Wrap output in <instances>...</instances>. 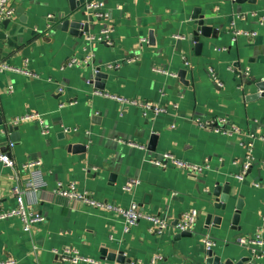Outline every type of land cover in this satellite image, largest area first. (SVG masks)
Wrapping results in <instances>:
<instances>
[{
	"label": "crops",
	"instance_id": "0c3cea01",
	"mask_svg": "<svg viewBox=\"0 0 264 264\" xmlns=\"http://www.w3.org/2000/svg\"><path fill=\"white\" fill-rule=\"evenodd\" d=\"M74 1L72 9L71 0H13L15 16L7 30L17 26L14 40L0 41L6 49L0 51V151L7 150L19 168L41 159L45 180L34 190L31 174L19 173L27 208L45 220L31 231L17 217L0 220V260L73 264L59 255L76 248L99 260L78 264H121L109 258L110 252L142 264L158 253L163 255L158 264H206L202 238L209 235L222 261L252 255L257 264H264V256L238 241L257 232L264 237V99L249 98L256 91L253 79L264 77V0H102L114 28L110 43L88 41V34H98L106 23L85 10L87 0ZM18 6L23 12L16 14ZM198 13L215 29L209 37L199 34L200 49L192 38ZM62 14L89 23V31L81 26L75 28L77 33L59 29ZM232 21L256 35L233 39ZM88 54L93 55L91 63L63 68L70 58ZM181 69L186 70L187 83L179 75ZM98 70L106 77L97 80ZM100 92L161 102L169 110L145 117L138 105H125ZM30 113L49 124L48 134L41 132L38 120L13 122ZM220 117L228 121L225 128L235 124L241 133L229 135L199 124ZM11 122L19 126L18 140H12ZM7 141L14 145L8 147ZM250 149L252 166L238 180ZM165 152L209 168L193 174L153 163L164 161ZM14 177V169L0 159L2 210L17 204ZM132 180L137 182L129 185ZM58 181H76L81 190L123 207L137 202L146 213L170 217L171 225L158 234L142 219L125 231L123 215L71 202L55 192ZM227 181L232 184L229 212L214 222L220 210L214 208L217 197L210 192L216 183ZM239 200L241 216L234 223ZM192 208L199 216L193 230L183 235L175 224ZM208 213H213L209 224Z\"/></svg>",
	"mask_w": 264,
	"mask_h": 264
},
{
	"label": "built area",
	"instance_id": "2783aa9c",
	"mask_svg": "<svg viewBox=\"0 0 264 264\" xmlns=\"http://www.w3.org/2000/svg\"><path fill=\"white\" fill-rule=\"evenodd\" d=\"M85 10L90 12L95 21H101V23H106L100 30L98 34H88L87 39L90 42H95L97 40L102 41L106 40L107 42H111L110 33L113 31V25L108 22L109 14L105 9V4L102 0H87L84 3ZM15 16V6L13 4V0H0V22L5 19H12ZM230 28L234 34L233 39H236L238 36H254L256 35L255 31L249 32L240 29L237 26L236 21H232L230 23ZM93 59L92 54H88L84 58L72 57L70 58L64 66H73V65H85L91 63ZM135 58H131L130 60H134ZM27 62V61H26ZM186 66H189V61L185 62ZM3 67H8L2 64ZM26 65V63H25ZM19 71L29 72L26 67L18 68L15 67ZM155 71L162 72L165 74H169L171 76L176 77L177 73L167 71L162 67H155ZM212 77L217 81L218 85L221 86V82L218 81L213 69L210 70ZM105 96L111 97L120 101L125 105H138L142 109V114L145 117H156L162 113H166L169 108L167 105L162 104L161 102H155L152 100H140L136 98L126 97L123 95L100 92ZM163 95V93H161ZM174 107H177L178 104H174ZM35 119L38 120V123L42 126L41 132L43 134H48L50 127L48 123H45L37 113H30L28 115H24L22 117L16 118L13 122L19 123L23 120ZM227 119L224 117L216 118L213 121H200L199 124L202 127H209L215 132L227 133L232 135L233 133H241V129L239 126L230 124V128H225L223 125L227 123ZM3 133L5 130H1ZM253 136V135H251ZM264 139V136L261 137ZM123 141V140H121ZM127 142L131 146H141L145 145L139 143L137 141L129 140L123 141ZM249 146H252L253 142L249 141ZM6 145L13 146L14 142L10 141L6 143ZM5 145V146H6ZM252 149V148H251ZM251 149L249 154L247 155L245 161L242 163L241 172L236 174V178L238 180H243L252 166L254 156L252 155ZM165 160H153V163L156 165L166 167L168 164H172L173 166L189 171L193 174L204 173L208 170L209 166L207 164L194 163L187 159L178 157L175 153L165 152L164 153ZM0 159L8 166L12 167L15 171V177L13 179L12 191L17 199V204L14 207L2 210L0 208V220L8 219L11 217H17L21 220L23 228L27 231H31L33 226L37 223H41L45 220V216L39 212L31 211L27 208L25 203V193L27 190L23 189L19 183L20 172L27 171L31 174V182L30 186L34 190L40 189V187L45 184V180L43 178L44 171L42 169V160L41 159H31L20 165V168L16 165V161L12 158V156L7 152V150L0 151ZM137 181L132 180L129 185L132 183H136ZM260 182H254L255 186H258ZM126 186L125 189H129L130 187ZM55 192L58 195L66 197L71 202H81L91 207H95L98 209L108 210L113 213L121 214L125 218V231H129L134 225H136L140 220L144 219L150 222V229L158 234L163 233L169 225H171L170 217L166 215L158 214V213H146L143 211L137 202L131 203L128 207H123L122 205L110 201H105L102 199H98L93 196L91 193L85 190H81L76 181H58L56 184ZM199 216V211L196 208L189 209L181 213L178 218L175 226L180 232L183 231H192L195 227ZM202 241L205 245L206 251H209L214 246V241L211 239L209 235H206L202 238ZM241 244L249 245L254 248L257 256H264V237L260 232H257L253 236L249 237H241L238 240ZM59 257L64 261L72 262L73 264H78L80 261H92L98 263L99 260L94 259L92 257L83 255L76 248L65 249L59 255ZM163 260V255L155 254L152 256L150 262L148 264H158L159 261ZM15 258H7L0 260V264H15ZM132 264H142L140 261H132Z\"/></svg>",
	"mask_w": 264,
	"mask_h": 264
},
{
	"label": "water",
	"instance_id": "95a60500",
	"mask_svg": "<svg viewBox=\"0 0 264 264\" xmlns=\"http://www.w3.org/2000/svg\"><path fill=\"white\" fill-rule=\"evenodd\" d=\"M239 1H242V0H239ZM71 8L72 9L75 8V1L74 0H71ZM22 12H23V7L18 6L16 8V14H19ZM195 17L198 18V26H197L196 31L193 33L192 38L198 42V47L200 49L202 43L199 41V34L202 33L204 36L209 37V36L213 35V32L215 31V29L213 28V26L206 23L204 15H201L198 13V15H195ZM62 18H63V20L57 25V27L59 29H63V30H69L70 29L73 33H77L75 31V28L81 26L83 29V32L89 31V23H87V22L86 23H79L77 21H72V19H70L69 16H67L65 14H62ZM21 19L23 22H26L25 15L22 14ZM10 22H11V19H5V20L0 22V41L1 42H4L5 40H7L11 43L12 40H14L13 34H14L17 26H14V28L7 30ZM5 50L6 49H4V46L1 45L0 51H5ZM96 75H97V80H100V79L106 77V73L102 72L101 70H98ZM179 75H180L181 79L187 83V80L185 79L186 70L181 69L179 71ZM252 83H254L256 91L254 93H252L251 95H249V98L250 99H261V98L264 99V77H262L261 79H258V80L253 79V82H251V84ZM2 123H3V120L0 117V124H2ZM8 128L11 131L12 140H18L20 137L19 126L17 124H14L11 122L8 124ZM231 186H232V184L229 181H227L226 183H223V185L218 182L215 184V186L213 187V189L210 192L211 196L217 197V200L215 202H213L214 208L217 210H220V213L214 217V222H219L223 218V216L228 214V212H229L228 205H229L230 199H231ZM241 206H242L241 200H239L237 205H236L237 211L233 215V222L234 223H237L240 216H241V211H240ZM212 216H213V213H208V215H207V223L208 224H209ZM181 233L183 235H186V234H189L190 232L183 231ZM104 252H106L105 249H104ZM206 254H207L206 261H205L206 264H257L252 255L242 256L239 259H237V261H234L231 258H226L224 261H222L221 256L218 254L216 255L215 252L213 251V249H210L209 251H207ZM108 256L110 259L117 260L121 264H132V260L130 258L125 257L123 255V253L117 254L114 252H110Z\"/></svg>",
	"mask_w": 264,
	"mask_h": 264
}]
</instances>
